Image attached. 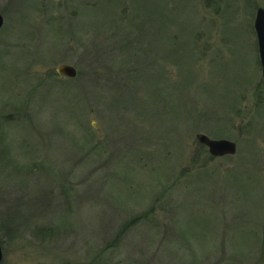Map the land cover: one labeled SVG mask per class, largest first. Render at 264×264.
Instances as JSON below:
<instances>
[{"label": "rangeland", "instance_id": "1", "mask_svg": "<svg viewBox=\"0 0 264 264\" xmlns=\"http://www.w3.org/2000/svg\"><path fill=\"white\" fill-rule=\"evenodd\" d=\"M260 8L0 0L1 264H264Z\"/></svg>", "mask_w": 264, "mask_h": 264}, {"label": "water", "instance_id": "2", "mask_svg": "<svg viewBox=\"0 0 264 264\" xmlns=\"http://www.w3.org/2000/svg\"><path fill=\"white\" fill-rule=\"evenodd\" d=\"M3 26V17L0 15V29ZM254 29L257 38L258 52L264 75V10L258 9L254 21ZM57 74L62 78H74L77 71L70 65H60L56 69ZM197 140L204 145L212 157L220 158L224 156H234L237 152V146L234 142L227 139L214 140L204 134H197ZM2 261V250L0 246V264Z\"/></svg>", "mask_w": 264, "mask_h": 264}]
</instances>
